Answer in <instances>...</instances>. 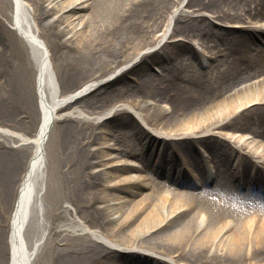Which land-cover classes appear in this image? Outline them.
Wrapping results in <instances>:
<instances>
[{
    "label": "bare ground",
    "instance_id": "bare-ground-1",
    "mask_svg": "<svg viewBox=\"0 0 264 264\" xmlns=\"http://www.w3.org/2000/svg\"><path fill=\"white\" fill-rule=\"evenodd\" d=\"M7 244L264 264V0H0V264Z\"/></svg>",
    "mask_w": 264,
    "mask_h": 264
},
{
    "label": "rangeland",
    "instance_id": "rangeland-1",
    "mask_svg": "<svg viewBox=\"0 0 264 264\" xmlns=\"http://www.w3.org/2000/svg\"><path fill=\"white\" fill-rule=\"evenodd\" d=\"M33 56H34V58H37V52ZM39 121H40V116H39V113H38V117H37L36 122L34 124V129L35 130L37 128V125H38ZM236 130H238V133L248 134L247 129H236ZM201 150H202V148H201ZM110 151L113 152V153H116L114 149H111ZM200 154H201V158L204 159V155L207 154V153L205 151H201ZM131 159H132V157H131ZM39 204H40L39 206L36 203L32 204V207L29 210V216L26 219L24 227H23V235H24L25 242L27 244H30L32 239H35L36 237H40L43 232H44V236H43V238L41 240V243H42V241H44V239L46 237V234H45L46 230H44L42 228V226H41L43 205H42L41 201H39ZM39 210H40V212H39ZM5 248H6V246H5ZM40 250H41V248L35 250V252H34V254L32 256V259L30 261V264H36L37 263ZM9 255H10L9 254V246L7 244L6 264H10Z\"/></svg>",
    "mask_w": 264,
    "mask_h": 264
}]
</instances>
